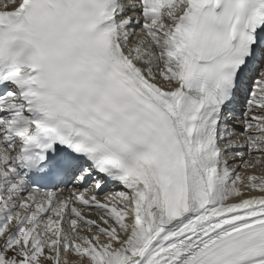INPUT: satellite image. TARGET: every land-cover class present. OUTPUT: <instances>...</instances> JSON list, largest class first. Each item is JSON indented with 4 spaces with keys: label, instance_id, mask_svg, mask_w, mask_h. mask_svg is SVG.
Wrapping results in <instances>:
<instances>
[{
    "label": "snow or ice",
    "instance_id": "1",
    "mask_svg": "<svg viewBox=\"0 0 264 264\" xmlns=\"http://www.w3.org/2000/svg\"><path fill=\"white\" fill-rule=\"evenodd\" d=\"M257 169L264 0H0V264H264Z\"/></svg>",
    "mask_w": 264,
    "mask_h": 264
},
{
    "label": "bare ground",
    "instance_id": "2",
    "mask_svg": "<svg viewBox=\"0 0 264 264\" xmlns=\"http://www.w3.org/2000/svg\"><path fill=\"white\" fill-rule=\"evenodd\" d=\"M241 103H242V101L240 103H238L237 106H236V108H235L236 109V112H235L236 115L238 114V111L237 110L240 107ZM230 166H232L231 163H230ZM238 170L241 171V172H244L245 171L242 167L239 168ZM255 171H256V174L257 175L264 174V173H261V171L259 169L255 170ZM120 190H121V188L119 187L118 190L106 192V193H104L102 195H99V197H103L104 195L109 194V193H113L114 194L116 192H120ZM65 195H67V193H65Z\"/></svg>",
    "mask_w": 264,
    "mask_h": 264
},
{
    "label": "rangeland",
    "instance_id": "3",
    "mask_svg": "<svg viewBox=\"0 0 264 264\" xmlns=\"http://www.w3.org/2000/svg\"><path fill=\"white\" fill-rule=\"evenodd\" d=\"M246 101V100H245ZM240 107H239V109L237 110L238 111V114L240 113L239 111H240ZM241 111H242V114H243V112L245 111V102H243V104H242V109H241ZM70 259H74V257H70Z\"/></svg>",
    "mask_w": 264,
    "mask_h": 264
}]
</instances>
